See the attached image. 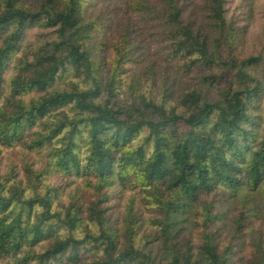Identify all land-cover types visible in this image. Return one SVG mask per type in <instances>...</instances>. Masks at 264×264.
Here are the masks:
<instances>
[{"label":"trees","instance_id":"trees-1","mask_svg":"<svg viewBox=\"0 0 264 264\" xmlns=\"http://www.w3.org/2000/svg\"><path fill=\"white\" fill-rule=\"evenodd\" d=\"M0 264H264V0H0Z\"/></svg>","mask_w":264,"mask_h":264}]
</instances>
